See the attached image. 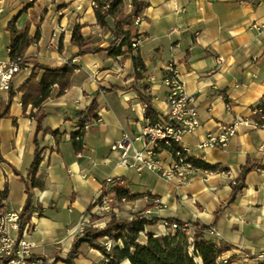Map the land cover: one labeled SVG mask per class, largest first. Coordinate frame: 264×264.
<instances>
[{
    "label": "crops",
    "instance_id": "1",
    "mask_svg": "<svg viewBox=\"0 0 264 264\" xmlns=\"http://www.w3.org/2000/svg\"><path fill=\"white\" fill-rule=\"evenodd\" d=\"M138 2L144 6L134 31L139 48L127 57L111 59L107 53L78 56L80 48L72 43L79 26L89 48L106 50L111 45L110 30L97 23L94 0H0V62L12 61L11 23L15 22L17 30H25L30 40L38 36L23 54L25 66L12 82L14 90L27 81L36 64L61 68L71 63L77 68L71 88L42 104L48 114L45 129L59 132L60 137L48 135L41 142L37 177L44 188L31 191L35 213L22 238L14 231L11 236L22 240L27 235L32 257L54 264L56 256L66 259L85 228L104 227L113 214L129 219L152 206L147 216L176 220L194 231L205 228L207 241L230 247L219 264H260L257 257L264 252V126L252 123L264 97V0ZM131 11L132 0H124L123 16ZM107 23L114 28L113 19L108 18ZM137 57L145 66L148 95L159 117L168 113L163 79L169 69L177 72L186 93L196 102L201 121L200 128L183 140L187 157L226 171L207 172L190 164L193 171L187 183L179 184L121 165L120 155L111 147L124 135L140 136L147 121L145 108L131 88ZM220 57L224 61L218 65ZM93 103L98 106V119L85 132L83 152L77 154L71 141L77 130L76 114ZM7 111L9 117L0 119V194L7 191V211L20 214L27 200L22 178L27 179L36 153V122L30 117L35 111L29 107L25 115L21 94L10 100L9 92L0 91V115ZM236 122L241 123L237 135L225 149H199L208 135L219 136L222 128ZM134 146L141 150L143 144L135 141ZM160 158L166 168L173 166L167 153ZM247 166L254 171L247 176L245 189L230 202L235 183ZM112 179H119V185L133 195H151L156 200L146 197L123 204L119 210L93 215L103 185ZM122 210L131 214L124 217L119 213ZM92 216L100 220L91 223ZM158 229V236L166 234L164 225ZM210 230L218 235L211 236ZM81 252L75 264L104 262L86 246ZM197 264L202 261L198 259Z\"/></svg>",
    "mask_w": 264,
    "mask_h": 264
},
{
    "label": "trees",
    "instance_id": "2",
    "mask_svg": "<svg viewBox=\"0 0 264 264\" xmlns=\"http://www.w3.org/2000/svg\"><path fill=\"white\" fill-rule=\"evenodd\" d=\"M238 2L247 3V0H237ZM124 0H94V10L98 25L110 30L112 35V43L106 49H91L88 43L81 35V27L77 26L73 32L72 43L80 48L78 56L94 54L99 55L107 53L111 59L119 57H127L137 49L133 48V43L139 40L137 35H134L136 30V22L141 20L142 10L144 8L138 0H132V11L129 15L123 16ZM111 18L115 21L114 28L110 29L107 19ZM9 32L12 37L10 48V58L15 61L17 58H22L25 50L38 40V36L34 39H28L25 30H17L15 22L9 26ZM25 63V61H24ZM135 81L131 88L138 94L140 102L145 108V117L150 123L158 122L159 116L153 107V99L148 95L149 85L146 82L144 73L146 72L144 64L140 58L134 59ZM77 68L71 63L62 66L61 68H48L36 64L27 81L16 91L10 88L9 97L12 100L16 95H22V107L24 114L29 107L33 111L30 117L36 122L35 146L36 153L34 162L30 168L27 179L22 178V182L26 185V204L19 215L18 234L19 239L22 238L25 228L30 223L32 215L35 213V208L32 203L31 191L34 189H43L44 182L37 177L38 171L42 162L43 150L41 142L48 135L55 139L60 137L59 132H52L45 129V123L48 114L43 110L42 104L53 96L62 97L67 90L71 88V79ZM43 73L42 79L39 81L40 74ZM141 83V84H140ZM57 88L56 94L54 89ZM97 104L92 106L85 112L76 114L78 128L71 136L73 148L77 154L83 152V139L86 128H89L97 119ZM256 117L254 122L257 127L264 126V97L256 108ZM9 117L8 111L0 115V119ZM180 148L173 145L167 148L166 151L174 158ZM186 163L198 167L207 172L226 171L219 166H210L203 162L189 159ZM254 171L250 166L244 167L240 177L235 183L230 197V202H233L238 193L245 189V181L249 174ZM17 176L19 173L15 172ZM112 184L116 187L109 190L108 183L103 185L105 195L111 194L117 206L127 203H135L141 199L148 198L156 200L151 195L141 196L133 195L129 190L121 187L119 179H112ZM2 200L7 199V191L0 194ZM3 206L0 203V209ZM152 206H147L145 210L131 214L129 219H119L116 215H112L109 222L104 227L89 226L85 228L74 240L72 248L63 260L59 256L55 257L54 264H75V261L82 256V248L88 247L90 250L98 252L104 262L101 264H197L200 259L202 264H219L220 259L231 250L230 247L220 244L216 245L209 242L205 238V228H198L191 243L189 231L180 229L183 224L176 220H162L154 217H149L146 212ZM220 211L216 213L218 216ZM98 217H91V223L99 221ZM179 225V229L173 232L172 226ZM164 225L166 234L158 236L156 233L149 232L150 229L158 228ZM43 261L42 258L32 257L31 261Z\"/></svg>",
    "mask_w": 264,
    "mask_h": 264
},
{
    "label": "built area",
    "instance_id": "3",
    "mask_svg": "<svg viewBox=\"0 0 264 264\" xmlns=\"http://www.w3.org/2000/svg\"><path fill=\"white\" fill-rule=\"evenodd\" d=\"M141 20L136 22V26ZM257 28V27H255ZM140 41L133 43V48H139ZM223 58L217 60L218 65L223 63ZM25 63L22 58H17L10 63L0 62V91L9 92L14 78L22 72ZM155 82V79H151ZM163 84L167 88L168 113L160 117L158 122L152 124L148 120L142 129V133L137 138L130 135H124L121 140L112 147L113 152L120 155L121 165L133 169L141 174L150 171L159 175L164 181H176L179 184H186L189 175L193 171L192 166L186 163L187 150L183 148V140L186 136L192 135L201 126V121L193 97L189 96L180 81L177 72L169 69V75L163 79ZM77 130L78 121H77ZM240 122L234 125L222 128V134L219 136L208 135L206 141L199 146V149H225L231 139L237 135V128ZM257 127L256 123H252ZM76 130V131H77ZM88 130V128H86ZM135 141H141L143 147L137 150L134 146ZM173 145L178 146L175 158L166 151ZM167 153L173 161V166L166 168L161 160V154ZM109 190L116 187L111 180L108 182ZM6 200L0 198L3 208L0 209V264H44L43 261H31V244L27 240V235L22 240H14L11 232H18L19 215L15 212L7 211L5 207ZM113 195H105L100 192L99 202L92 210L93 215H101L109 206H116ZM179 229V225L172 226L173 232ZM182 231H189L191 243L195 231L188 225L183 224L180 227ZM211 236L218 235L213 230L209 231ZM249 257L247 256V259ZM260 264H264V252L258 257Z\"/></svg>",
    "mask_w": 264,
    "mask_h": 264
},
{
    "label": "rangeland",
    "instance_id": "4",
    "mask_svg": "<svg viewBox=\"0 0 264 264\" xmlns=\"http://www.w3.org/2000/svg\"><path fill=\"white\" fill-rule=\"evenodd\" d=\"M119 206H109V208L105 211V212H111L113 209H115V210H119V208H118ZM120 213V215H122V214H125V215H122V216H124V217H128L130 214H131V211H128V210H126V211H120L119 212ZM149 232H153V233H159V229L158 228H156V229H150V230H148Z\"/></svg>",
    "mask_w": 264,
    "mask_h": 264
}]
</instances>
